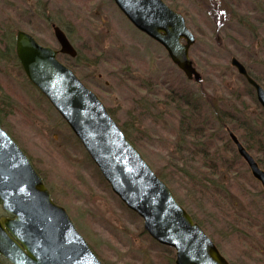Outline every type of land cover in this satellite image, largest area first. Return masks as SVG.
<instances>
[{"label": "rangeland", "instance_id": "1", "mask_svg": "<svg viewBox=\"0 0 264 264\" xmlns=\"http://www.w3.org/2000/svg\"><path fill=\"white\" fill-rule=\"evenodd\" d=\"M185 1L175 0L181 8L186 5ZM243 1L246 8L248 2L252 3V0ZM260 4L264 5V1ZM244 6L242 10L246 11ZM255 22L257 35L255 39L249 36L246 43L250 46L244 48L236 40H230L231 34L235 37L237 34L227 33L228 26L223 29L218 26L216 35L208 22L207 27L205 24L201 27L198 17L194 27L200 36H197L193 45L192 55H220L226 58L228 45L236 55L243 54V58L249 51L263 53L264 24L256 19ZM53 25L59 26L62 31H70L72 45L78 51L77 58L63 57L61 61L101 97L108 110L115 114L118 124L127 127L134 140L141 145L139 151L146 162L157 175H166L163 176L166 177V185L188 214L196 218V223L205 226L207 235L212 238L222 256L230 264H264V191L261 184L252 179L246 161L239 156L235 146H231L235 144L229 137L230 133L244 145L240 135H236L234 129L228 126L213 129L207 134L204 142L209 144V158L215 166L213 169L220 173L212 176L199 165L198 157L197 162L190 157L192 148L177 131L175 126L178 121L171 118L172 113L163 117V109L156 116L153 115L156 118L153 122L147 117L140 119L142 114L137 111L141 106L145 109L146 94L140 87L147 83V76L155 78L162 74L168 78L165 73L167 70L173 71L175 77L179 74L166 50L142 35L123 16L113 0H0V38L9 31L10 39L16 40V32L23 30L58 51L60 44L55 38ZM218 37L222 38L219 44ZM96 49L99 56L95 53ZM1 51L3 46L0 45ZM111 56L120 62L124 61L125 68L109 67L105 61ZM227 69L222 71L228 76L224 84L233 83V90L227 93L218 89L209 93L220 100V105L226 111L236 112L240 122L245 125L254 122L258 132L256 135L250 133V137H256L258 143L262 141L263 146L264 108L252 91H246L247 96L242 97L245 86L230 66ZM178 80L183 81V78ZM211 81L215 82V86L220 84V78L213 77ZM208 84L207 79L201 83L187 80L186 88L196 93L202 86V89L207 88ZM202 99L206 117L209 118L208 104L205 97ZM2 100L8 102L7 105L12 109L6 110L7 105H2ZM158 117L160 120L157 122ZM0 118L4 129L32 160L51 191L52 200L68 212L78 231L104 264H175V250L162 249L147 237L140 236L143 220L124 208L64 119L30 84L21 65L12 57L7 58V61L0 60ZM245 133L243 137H249ZM219 137L222 141L218 140ZM250 154L256 161L264 162L259 146ZM184 156H188L186 171L196 174L201 186L194 182V185L189 184L180 174L184 171ZM222 188L226 189L238 214L243 217L246 214L253 215L261 224L263 231L258 235L249 233L247 243H240L232 236V231L225 230L212 210L213 204H217L212 198L213 193ZM240 191L244 192V197ZM1 215L5 214L0 204ZM240 231L241 227L236 225L234 232L238 234Z\"/></svg>", "mask_w": 264, "mask_h": 264}, {"label": "water", "instance_id": "2", "mask_svg": "<svg viewBox=\"0 0 264 264\" xmlns=\"http://www.w3.org/2000/svg\"><path fill=\"white\" fill-rule=\"evenodd\" d=\"M139 32L165 48L190 80L201 81L192 66L196 42L186 19L163 0H113ZM57 52L31 34L18 31L16 54L24 75L46 98L84 147L114 195L143 220V229L161 247L175 250V264H230L205 230L181 206L109 114L98 95L58 59L78 56L64 31L54 26ZM239 74L254 86L264 108V88L233 59ZM240 157L264 191V170L230 133ZM0 264H104L77 230L68 212L52 200L32 160L0 122Z\"/></svg>", "mask_w": 264, "mask_h": 264}, {"label": "trees", "instance_id": "3", "mask_svg": "<svg viewBox=\"0 0 264 264\" xmlns=\"http://www.w3.org/2000/svg\"><path fill=\"white\" fill-rule=\"evenodd\" d=\"M8 32L9 31H6V33H4L2 37L0 38V45L3 46V52L2 51L0 52V60L7 61V58L12 57L15 61L18 62L17 54H15V49H16L15 40L10 39V35ZM95 53L98 56L100 55L97 49ZM62 58L60 60H63ZM105 63L109 64V67L111 68L117 66L118 68L122 69V68H125L126 66L124 65L125 64L124 61L120 62L118 60H115L113 56L108 57V60L105 61ZM177 72L179 74H176V77H178V79L183 78V81L176 79L174 72L171 70H167L165 72L167 73L166 75L168 76V78L166 76L164 78L162 74L155 78H152V76H147L146 78L147 83L146 84L144 83V86L140 87L141 90L146 92L145 102H144L145 109H143L141 106V108L140 109L138 108V111H137L140 114H142V116L140 117L141 120H144L147 117V120H152L153 122V120L156 119L153 115L156 116L157 112L159 113L160 112L159 110H163V109H164V113H162L163 117L167 116L168 113H172L171 118L178 121L177 126H175L177 131L180 132V136L192 148L190 152L192 156L190 155V157L194 161H196V157H198L199 165L203 166L205 168V171L208 172V174L212 176L220 175V173H217V171L213 169L215 166L213 165V162L210 161V158H209V155H211L210 153L211 151L208 149L209 144L207 141L205 143L204 140H206L207 134L212 132L213 129L218 130V128H224L225 126H228L229 128L234 129L235 134L240 135L241 140L244 143V146L250 153L251 151H254V148L258 149V146H259V149H261V153L264 155V144L263 146H261L262 141L258 143L256 141V137L254 136L250 137V133L252 135H256V133L258 132V128H256V125L254 124V122L249 124L248 120H246V122H248L247 125H245L243 122H240L237 118L238 115L236 114V112L226 111L224 108H222V105H220L221 104L220 100L216 98L215 96H213L212 94H210L209 92H207V90L202 89V87H200V90H198V92L196 91V93H194V91H190L188 88H186V83L188 79L184 78L183 73L178 68H177ZM172 75H174L173 79H171ZM245 96H247L246 91L243 92L242 97H245ZM204 97H205L206 104H208V107H209V113H210L209 118L206 117L207 115L205 113L206 111L205 105L204 103H202L203 101L202 98ZM7 103L4 101L2 105L5 106L7 105ZM134 105H136V103ZM1 108L2 109L6 108V110L12 109L10 105H7V107L5 108L1 106ZM109 113L117 121L115 114L110 112V110H109ZM225 113L227 115H225ZM159 120H160V117L157 118V122ZM0 122L2 126H4L1 118H0ZM121 129L123 133L127 135L129 141L134 146H136V148L138 149L142 148L141 145H139L134 140V138L132 137V134L129 133V130L127 129L126 126H121ZM245 132L249 134L248 135L249 137H247ZM244 133L246 135V138L243 137ZM251 138L254 140H252ZM218 140L222 141V138L219 137ZM229 142H231V140ZM231 146H235V145L232 144ZM235 156L239 158L238 155L235 154ZM187 157L188 156H184L182 160V164L184 165L182 167L184 171H181L180 174L183 175L186 180H188L189 184L192 185L193 184L192 182L199 184V181L196 179L197 175L192 174V173L189 174L185 169L187 167L185 165ZM234 163L235 161L233 162V164ZM258 163L264 169V162L259 161ZM207 167H210V168H207ZM159 176L164 181L166 180V177L163 178V176H166V175L159 174ZM199 185L201 186V184ZM197 189H200V187H197ZM240 193H241V196L243 197L245 196L244 192L240 191ZM212 198L215 199L217 203V204L215 203L213 204L214 206L212 210L214 213L217 214L218 221H220V223L224 225L225 230H228L229 232L232 231L233 232L232 236L236 237L240 243L244 244L248 242L249 233L258 235L260 231H263L261 229V224H259L257 220L253 218L254 217L253 215L246 214L245 217H243L236 212L235 204H233L229 200V194L227 193L225 188H222V190L220 189L216 190L213 193ZM124 208L126 207L124 206ZM133 216L137 217L134 213H133ZM193 218L195 221H197L194 216ZM199 224L201 226V223ZM236 225L241 227V231L238 234L234 232V228ZM201 227L204 228L205 226H201ZM141 235L147 237V239L151 240V242L152 241L155 242L153 239L149 238V236L147 235L144 229L142 230L140 236ZM159 247L162 248L161 246ZM164 249H169V248L164 247ZM169 250L173 252L172 249H169Z\"/></svg>", "mask_w": 264, "mask_h": 264}, {"label": "flooded vegetation", "instance_id": "4", "mask_svg": "<svg viewBox=\"0 0 264 264\" xmlns=\"http://www.w3.org/2000/svg\"><path fill=\"white\" fill-rule=\"evenodd\" d=\"M163 1L172 10H175L177 13L185 17L186 25H188V28L193 33V35L196 36V40L197 36H200V32L194 27L195 23L198 22V17L201 22V27H203L204 24L206 26V23L208 22L212 25L216 35L219 32L218 26L222 29L225 26H228L227 33L231 34V32H234L237 34V37L231 34L230 40H236L237 43L244 45V48H249L250 46V44L246 43L248 42L249 36L254 38L257 35V30L255 28V19L257 22L264 24V5L260 4V2H263L264 0H252V3L248 2L247 8L244 6L246 4H242L244 3L243 0H186V5H184L183 8L176 4L175 0ZM243 6L246 11L242 10ZM260 6H262L263 9ZM255 13L257 16H255ZM194 15H196V17H193ZM207 16L209 21L206 19ZM65 33L69 41H71L72 39L69 35L71 34L70 31H67ZM221 41L222 38L218 37L217 44H219ZM192 48L190 49L189 57L191 58L192 66L196 69V71L199 72L202 80L196 82L195 80L186 78L184 74L183 75L186 79L195 83H201L205 81V79H207V83L209 82V84L207 88H204L205 90H207V92H213L214 90L218 91V89H221L224 92L230 93V90H233V83L230 85L224 84L228 76L222 73L223 70H228L227 66H230V68L238 77V80H241V83L245 86V91H252L256 96V90L254 86L250 85L247 81V78L239 74L238 69L234 65H232L233 59H237L238 62L244 65L247 71V75H249V77L252 78L258 85L264 88V48L262 50L263 53L257 50L252 52L249 51L247 55L244 54L246 56L245 58H243V54L236 55L237 53L232 52L230 49V45L226 47V50L228 52L227 54H225L227 56L226 58H221L220 55H202L203 57H194L192 55ZM62 57L72 58L70 55L68 56L62 53L59 54V58L61 59ZM210 74L212 77L210 76ZM213 77L220 78L219 85L215 86V82L211 81ZM256 99L258 101V96H256Z\"/></svg>", "mask_w": 264, "mask_h": 264}]
</instances>
